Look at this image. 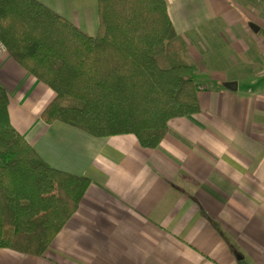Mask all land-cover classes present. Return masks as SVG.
Returning <instances> with one entry per match:
<instances>
[{
    "label": "crops",
    "instance_id": "crops-1",
    "mask_svg": "<svg viewBox=\"0 0 264 264\" xmlns=\"http://www.w3.org/2000/svg\"><path fill=\"white\" fill-rule=\"evenodd\" d=\"M38 1L97 33V0ZM166 1L201 112L170 120L156 148L46 123L56 93L0 45L12 125L49 164L91 180L44 255L0 248V264H239L236 252L264 264V16L234 0Z\"/></svg>",
    "mask_w": 264,
    "mask_h": 264
},
{
    "label": "trees",
    "instance_id": "trees-1",
    "mask_svg": "<svg viewBox=\"0 0 264 264\" xmlns=\"http://www.w3.org/2000/svg\"><path fill=\"white\" fill-rule=\"evenodd\" d=\"M97 13L90 35L38 0H0V42L56 93L46 123L156 148L170 120L201 112L187 44L166 0H97ZM9 103L0 84V248L42 256L91 180L49 164L12 125Z\"/></svg>",
    "mask_w": 264,
    "mask_h": 264
},
{
    "label": "rangeland",
    "instance_id": "rangeland-1",
    "mask_svg": "<svg viewBox=\"0 0 264 264\" xmlns=\"http://www.w3.org/2000/svg\"><path fill=\"white\" fill-rule=\"evenodd\" d=\"M234 1H238L241 5H245V6H247L248 8H250L252 11H254L255 13H257L258 15L259 14H262L263 16H264V0H234ZM259 11H261V13H259ZM254 25H256V26H258L259 27V25H257L256 23H254ZM260 28V27H259ZM254 31V30H253ZM198 42V41H197ZM203 43H204V45H205V39H203V41H202ZM205 48H206V46H205ZM204 48V49H205ZM200 49V53L202 54V56H200L199 57V59H198V62H199V65L200 66H203V65H205V63H206V60H205V50L204 49H202V47L201 48H199ZM251 52H249L248 53V57H250L251 59H252V56L253 55H251L250 54ZM192 62V61H191ZM195 66H196V64L194 63V61L192 62ZM248 65V67H251V66H253V65H249V64H247ZM196 69H197V66H196ZM247 70H249V69H247ZM202 89V87H200V85H199V90H201ZM138 139V138H137ZM139 141V140H138Z\"/></svg>",
    "mask_w": 264,
    "mask_h": 264
},
{
    "label": "water",
    "instance_id": "water-1",
    "mask_svg": "<svg viewBox=\"0 0 264 264\" xmlns=\"http://www.w3.org/2000/svg\"><path fill=\"white\" fill-rule=\"evenodd\" d=\"M252 28L254 29V31L258 32L259 31V27L252 24ZM237 82H227L225 84V86L230 89V90H237ZM236 255V258L238 259L239 261V264H248V262L246 261L245 257L243 254L239 253V252H236L235 253Z\"/></svg>",
    "mask_w": 264,
    "mask_h": 264
},
{
    "label": "built area",
    "instance_id": "built-area-1",
    "mask_svg": "<svg viewBox=\"0 0 264 264\" xmlns=\"http://www.w3.org/2000/svg\"><path fill=\"white\" fill-rule=\"evenodd\" d=\"M0 45L2 46V47H4V45L0 42ZM5 48V47H4Z\"/></svg>",
    "mask_w": 264,
    "mask_h": 264
}]
</instances>
